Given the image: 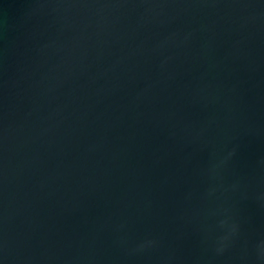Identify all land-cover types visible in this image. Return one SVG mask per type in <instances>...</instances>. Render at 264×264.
Segmentation results:
<instances>
[{"label": "water", "instance_id": "water-1", "mask_svg": "<svg viewBox=\"0 0 264 264\" xmlns=\"http://www.w3.org/2000/svg\"><path fill=\"white\" fill-rule=\"evenodd\" d=\"M0 264H264V0H0Z\"/></svg>", "mask_w": 264, "mask_h": 264}]
</instances>
